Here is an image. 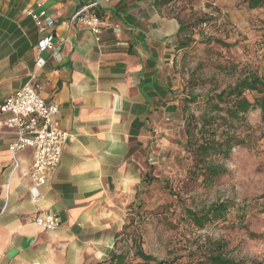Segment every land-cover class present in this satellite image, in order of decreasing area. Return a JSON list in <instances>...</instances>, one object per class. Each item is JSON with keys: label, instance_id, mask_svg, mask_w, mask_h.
<instances>
[{"label": "crops", "instance_id": "1", "mask_svg": "<svg viewBox=\"0 0 264 264\" xmlns=\"http://www.w3.org/2000/svg\"><path fill=\"white\" fill-rule=\"evenodd\" d=\"M34 1L0 0V104L31 79L45 101L58 104L69 139L32 199L25 171L33 151L8 150L14 135L0 112V264H100L143 184L150 150L161 152L158 140L179 122L173 57L180 19L161 0H44L61 45L54 56L37 51L41 34L25 14ZM90 5L106 20L99 40L71 20ZM262 6L251 9L259 14ZM38 212L56 215L59 227L36 226Z\"/></svg>", "mask_w": 264, "mask_h": 264}, {"label": "rangeland", "instance_id": "2", "mask_svg": "<svg viewBox=\"0 0 264 264\" xmlns=\"http://www.w3.org/2000/svg\"><path fill=\"white\" fill-rule=\"evenodd\" d=\"M246 1L170 0L176 15L189 27L186 47L176 49L173 57L181 103L179 122L170 135L158 140L164 145L161 152L150 150L143 178L151 177V183L139 186L135 211L129 208L123 223L128 224L125 233L140 234L142 247L157 258L185 255L211 238L224 241L226 252L236 260L264 264V118L255 109L236 125L246 145L234 147L229 159H212L226 171L208 184L204 176L192 172L182 108L185 97L195 96L198 100L189 104V112L199 115L207 94L251 72L264 77V3L256 14ZM202 21L207 22V29L200 27ZM216 201L232 205L225 220L200 230L181 220L183 205L198 209ZM129 245L124 235L118 238L119 249L127 250Z\"/></svg>", "mask_w": 264, "mask_h": 264}, {"label": "trees", "instance_id": "3", "mask_svg": "<svg viewBox=\"0 0 264 264\" xmlns=\"http://www.w3.org/2000/svg\"><path fill=\"white\" fill-rule=\"evenodd\" d=\"M161 1L170 2V0ZM263 3L264 0H249L248 7L255 8ZM188 28V25L180 19V37L176 49L186 47ZM252 93L259 96H253ZM196 100L198 99L195 96H187L182 107L186 115L184 125L186 148L192 158V172L204 176L207 183L211 184L215 177L226 171L225 168L213 163L212 159L216 157L229 159L234 147L246 145V139L236 133V125L255 109H258L261 117L264 118V77L251 72L219 91L207 94L199 115L189 112V104ZM151 180V177L148 179L144 177L143 183L150 184ZM140 192L141 190L138 189L136 202ZM231 207L228 201L212 202L198 209L183 205L180 218H183L181 220L187 222L193 229L200 230L209 224L225 220ZM130 209L133 211L134 203ZM127 228L128 224H125L116 234L114 248L100 264H246L228 255L224 241L211 238H205L185 255L173 259H160L145 251L140 234L125 233ZM122 235L130 241L127 250L119 249L117 246V240ZM178 259L184 262H178Z\"/></svg>", "mask_w": 264, "mask_h": 264}, {"label": "built area", "instance_id": "4", "mask_svg": "<svg viewBox=\"0 0 264 264\" xmlns=\"http://www.w3.org/2000/svg\"><path fill=\"white\" fill-rule=\"evenodd\" d=\"M92 6L77 10L71 20L87 27L99 40L105 29L106 20L90 10ZM25 14L41 34L37 42L38 53L44 51L59 56L61 45L54 39L52 33L55 19L48 12L44 0H35L32 6L25 9ZM200 27L207 29V22L202 21ZM111 29L117 35L121 27L115 23L111 25ZM37 63L43 65L44 59L38 56ZM0 112L6 115L4 123L14 135L8 144V150L15 153L30 147L33 151L30 168L25 174L30 179L29 194L32 199H37L48 172L59 163L62 147L69 139V133L62 129L58 120L59 106L55 102L45 101L36 85L29 79L20 89L3 100L0 104ZM32 220L36 226L46 230H55L60 225L59 218L51 213L38 212Z\"/></svg>", "mask_w": 264, "mask_h": 264}, {"label": "water", "instance_id": "5", "mask_svg": "<svg viewBox=\"0 0 264 264\" xmlns=\"http://www.w3.org/2000/svg\"><path fill=\"white\" fill-rule=\"evenodd\" d=\"M14 253V250H11L8 254V256H11Z\"/></svg>", "mask_w": 264, "mask_h": 264}]
</instances>
